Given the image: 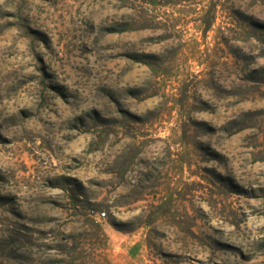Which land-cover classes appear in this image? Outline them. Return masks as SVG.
<instances>
[{
    "label": "rangeland",
    "instance_id": "374dc122",
    "mask_svg": "<svg viewBox=\"0 0 264 264\" xmlns=\"http://www.w3.org/2000/svg\"><path fill=\"white\" fill-rule=\"evenodd\" d=\"M0 264H264V0H0Z\"/></svg>",
    "mask_w": 264,
    "mask_h": 264
},
{
    "label": "crops",
    "instance_id": "0c3cea01",
    "mask_svg": "<svg viewBox=\"0 0 264 264\" xmlns=\"http://www.w3.org/2000/svg\"><path fill=\"white\" fill-rule=\"evenodd\" d=\"M143 248L141 240H135L126 246V254L137 255Z\"/></svg>",
    "mask_w": 264,
    "mask_h": 264
},
{
    "label": "built area",
    "instance_id": "2783aa9c",
    "mask_svg": "<svg viewBox=\"0 0 264 264\" xmlns=\"http://www.w3.org/2000/svg\"><path fill=\"white\" fill-rule=\"evenodd\" d=\"M104 214H105L104 212H101V213L99 214V217H100L101 215L104 216Z\"/></svg>",
    "mask_w": 264,
    "mask_h": 264
}]
</instances>
